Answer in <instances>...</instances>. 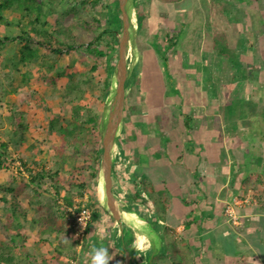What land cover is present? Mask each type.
Wrapping results in <instances>:
<instances>
[{
    "label": "crops",
    "instance_id": "crops-1",
    "mask_svg": "<svg viewBox=\"0 0 264 264\" xmlns=\"http://www.w3.org/2000/svg\"><path fill=\"white\" fill-rule=\"evenodd\" d=\"M195 4L185 0L171 7L163 0H135L132 21L140 51V36L149 39L139 58L167 66L164 72L173 90L163 77L161 92L153 94L151 75L145 73L140 88L130 83L136 66L129 72L122 122L112 149V194L123 216L116 219L98 203L92 210L99 217L82 239L75 264H91L92 250L101 247L109 249L110 264H264V85L247 79L245 67H234L258 90V110L235 117L231 105L253 106L254 101L233 98L220 104L217 80L209 75L206 59L216 52L222 37L209 34L219 35L222 26H229L238 36L232 23L239 25L240 19L232 16L222 24L214 20L217 14L209 6L204 11ZM138 14L143 18L140 28ZM195 17H200L197 25L191 21ZM186 28L199 35L195 42L196 35L193 40L188 31V43L193 41L195 50L181 53L176 34ZM238 40L244 46H231L232 54L249 47L241 36ZM195 57L200 64H193ZM136 86L142 94L131 98ZM206 86L212 88L209 95ZM145 232L155 237L152 247L137 252L132 244Z\"/></svg>",
    "mask_w": 264,
    "mask_h": 264
},
{
    "label": "trees",
    "instance_id": "trees-1",
    "mask_svg": "<svg viewBox=\"0 0 264 264\" xmlns=\"http://www.w3.org/2000/svg\"><path fill=\"white\" fill-rule=\"evenodd\" d=\"M64 1L66 0H0V25H11L10 20L4 17V12L8 10L21 17L19 21H14L17 27L22 26L23 20H27V27L22 30V35L0 36V51L7 42L21 43L18 55L13 57L10 68L15 70L19 66L28 67L40 58V50L46 49L55 57L72 51H84L97 60L96 63L91 61V71L97 72L102 64L106 73L104 80L97 83L92 77L84 81L80 78V72L62 69L57 64L44 63L26 72L16 70L21 73V86L27 85L33 76L43 70L46 74L55 73L57 77L49 80L54 85V93L60 91L56 82L66 78L67 83L62 87V110L70 117L61 119L60 115L50 116L49 135L58 137L60 145L53 144L45 152L41 151L39 144L32 143L29 149L33 155L25 157L21 154L20 165L16 167L15 174L10 166L15 164L11 154L18 151L26 141L25 133L30 127L29 116L35 115V107L41 105V100L27 105L26 109L21 108L20 104H11L5 113L6 121L0 114V173H9V186H0V202L3 204L0 206L1 229L9 235L6 238L0 234V264H75L79 259L82 238L69 219L68 209L78 207L76 198L83 197L86 189L91 188V182H97L99 178V166L104 150L99 135L102 113L90 105L80 103L85 93L81 86L83 81L86 85L100 86V99L102 102L107 100L111 91L113 70L119 60L117 50L118 34L123 31L122 11L119 0H113L115 8L105 5L103 10L106 12L101 11L100 18H97L98 13H93L92 8L101 0H73V4L68 6H64ZM163 1L173 7L174 4L185 0ZM67 17H71L72 22L65 28L59 19ZM137 18L140 28L143 18L139 14ZM228 33L233 37L224 42L218 40L217 46L221 56H227L236 63L238 57L230 54L228 47H243L244 43L237 41L239 36L235 31L228 30ZM0 63H3V60ZM13 73L11 75H14ZM13 79L15 80V77ZM128 87L126 83V89ZM11 92L18 93V88L7 91L0 86V108H3L1 98L4 99L5 95L12 94ZM45 94L43 93L42 98L46 101L48 97ZM140 94L142 91L136 86L132 89L131 98ZM42 104L45 108V103ZM44 152L49 159L38 156ZM81 161L83 164L78 165ZM68 164L72 167H68ZM23 169L29 174L28 177H25ZM63 175L72 181H67ZM79 175L83 177V181L74 182V179L78 180ZM20 196L27 198V207L19 200ZM31 212L33 215L29 216ZM98 217L99 213L93 211L92 222L86 232L91 230ZM31 241L34 247L37 246V249L41 250L40 255H37L35 248L27 247Z\"/></svg>",
    "mask_w": 264,
    "mask_h": 264
},
{
    "label": "rangeland",
    "instance_id": "rangeland-1",
    "mask_svg": "<svg viewBox=\"0 0 264 264\" xmlns=\"http://www.w3.org/2000/svg\"><path fill=\"white\" fill-rule=\"evenodd\" d=\"M80 1V0H79ZM142 0H136V2L141 3ZM195 5L197 7H201L204 9H208V6L210 8L211 13L217 14V17L214 19L216 21H219V23H227L229 18L240 19L239 25H236V23H232V29H236L238 31V36H241V38L244 39L246 42L245 44H248V48H245L244 50L238 49L237 52L235 51L233 54H236L238 56V63L232 62L230 59H228L227 56H222L221 58L219 56H214L215 53L220 54V50L217 49L216 52L210 54L207 56V63L206 65L210 67V73L211 78L214 77L216 78V95L219 97L221 95V102L220 104H224L225 102L231 100L234 98L235 100L239 99H244L247 102L248 101L251 103V101H254L253 106L251 105H241L239 104L237 107L236 105H231V111L235 112L234 116L238 117L241 116L243 113H256L258 110V104H257V99L259 98L258 94H255V92H258V90H255V88L252 86V84H248V80H245V78H240V75L236 73V68L234 67H245L244 72H246L247 79H256L260 84L264 85V0H251L253 6L250 7L247 4L246 0H218V3L216 2L217 0H194ZM216 2V3H214ZM90 3V2H89ZM73 4V0H66L64 1V6H68ZM247 4V6H246ZM108 5L110 8L114 9L115 5L113 3V0H101L99 4L95 5V8H92V6L89 4L88 7L89 9H94L92 10L93 13H98L97 18H100V12L103 11L106 12V10H103L104 6ZM131 18L134 16L135 12V0L132 1L131 4ZM231 14V15H230ZM260 15V16H259ZM85 16V14H84ZM238 16V17H236ZM4 17L5 19L10 20V24L7 25H0V36H6L8 34H11L13 36H20L22 35V30H24L27 27V20H23L22 26L17 27L16 24H14V21H19L21 17L17 13H12L11 11H5L4 12ZM86 18V16H85ZM212 17L210 15L208 16V20H210ZM194 20L196 21V25L198 21L200 20V17H195L192 18V22L194 23ZM263 21L261 23L260 21ZM60 24L63 25V27L67 28L71 22L72 18L67 17V18H60L59 19ZM187 21V20H186ZM233 22V21H232ZM136 24V23H135ZM57 28L56 26H54ZM181 25H179L177 28H180ZM229 26H222L223 28V33L221 32L219 35L215 33H219L216 31L215 33L210 32L207 33L211 35V37H216L220 38L222 37V42L227 40L228 38H232L233 36H230L228 33V28ZM209 28H212L209 26ZM208 28V30H209ZM193 32V40L195 38V42H197V36L199 34L194 33L192 29H184L182 34H179V31L177 32V40L179 41L178 43V52L182 53V50H192L193 47L195 46L193 41L191 43H188L190 40L191 34L188 33V31ZM212 30V29H211ZM225 30V32H224ZM207 31V30H206ZM129 35V50L127 52V63H128V72L132 71L134 69L135 73L133 74L134 77L131 76L130 83H137L140 88H144L142 86V82L145 80V73H148L151 75V80H149L148 84L152 85V89H154L153 94L155 93H160L161 92V87L162 85H165L169 90H173V86L170 82V78L167 76V72H164L167 68L165 66H162V64H158L156 66H153V64L150 63V61L142 62L141 58H139V55L144 52V50L149 47L147 44L149 43V39L145 40V36L142 35L140 36V39L138 40L139 45H142L141 51L137 44H135V39L133 42V35H134V29L133 27L131 28ZM77 33V32H75ZM225 33H228L229 35L226 36ZM120 36V35H119ZM236 39H234V42ZM207 42V41H206ZM170 45V43H169ZM217 46V44H215ZM21 47V43H12V42H7L6 46L0 51V61L3 60V63H0V86L7 91H12L14 88H18V93H13L12 94H6L2 93V95H5L6 97L4 99L1 98V104L3 105V108H0V114L3 115L4 120L6 121V112L8 111V108L10 107L11 104H20L21 108L27 107V105H30L34 101H40L41 100V105H38L35 107V115L34 116H29V129L25 133V137L27 138L24 143H22V147L18 149V151H15L11 154V158L15 161V164H11V170L13 173L17 174V169L16 167H19L20 161L19 157L21 154H23L25 157H30L33 155V152L29 149L32 143H37L40 145L41 151L47 152L49 149V146L54 145H60V139L55 136L49 135V118L52 115H60L61 119H69L70 115L66 114L62 110V104H63V97H62V87H64L67 83L66 78H61L59 79L56 83L58 86V91L57 93H54L53 87L54 85L50 83L49 80L55 79L57 77L55 73L53 74H46L45 71H41L37 73L35 76H33L32 80L24 86H21V73L16 72V70H21L22 72H26L29 70H34L36 66L38 65H43L46 63L47 65L49 64H57L58 67H61L62 69H71L72 72L78 71L80 72V77L84 81H88L91 77L95 80V82L103 81L104 78L106 77V73L104 71V67L102 64H100V69L97 72H92V62L96 63L97 60L93 59L88 55L86 52H77V51H72L70 53H66L63 56H53L50 51H47L46 49H41L40 53L41 56L40 58L33 64L29 65L26 68H23L22 66H19L18 69L13 70L10 68V63L16 55H18V50ZM102 47H105L102 45ZM118 46V54H119V48ZM151 49L156 50V47H153L151 45ZM208 47V46H207ZM230 48V46L228 47ZM195 50V49H193ZM148 54V53H147ZM231 54V51H230ZM170 55V52H169ZM221 56V55H220ZM237 58V57H236ZM83 61V62H81ZM92 61V62H91ZM104 61V60H103ZM178 62V60H175ZM193 64H200V60L195 57L193 58ZM118 63V62H117ZM136 63L138 65H136ZM117 65V64H116ZM143 65V66H142ZM176 65H178L176 63ZM39 67V66H38ZM165 69V70H164ZM14 72V75H11L12 72ZM115 70V69H114ZM113 70V72H114ZM85 75V76H84ZM132 75V74H131ZM239 76V77H238ZM15 77V80L13 79ZM163 77H166L163 79ZM79 77H77L78 79ZM12 79V80H11ZM76 79V80H77ZM140 80V82H139ZM82 82V88L84 90V95H83V101L80 102L84 105H90L97 110H100L101 113L103 114L104 109L106 107V100L102 102L100 99L101 97V90L100 86H93V85H86V83ZM165 81V82H164ZM178 85V80L176 79ZM94 82V83H95ZM251 83V82H250ZM96 84V83H95ZM148 89V86L146 87ZM207 90L208 87L206 86ZM260 89V88H258ZM144 90V89H143ZM207 92V95L212 92V88L209 89ZM61 92V93H59ZM43 93L48 97L45 101L43 99ZM148 93V90L145 92V94ZM147 95V94H146ZM217 97V98H218ZM220 99V97H219ZM240 101V100H239ZM42 102L45 103V108L43 107ZM24 109V110H25ZM70 112V111H68ZM250 119V118H246ZM253 119V118H252ZM250 119V120H252ZM250 120H244L245 122H248L249 124L252 123ZM260 120V119H259ZM240 122V121H239ZM231 123L228 122L226 127H229V124ZM261 124V123H260ZM239 125V123H238ZM233 126V124H232ZM235 127V126H233ZM237 130V129H236ZM99 135L101 136L102 140V135L99 130ZM39 153V157H47L49 159V156H46V153ZM11 160V159H10ZM72 164V163H71ZM82 161L78 163V165H82ZM74 166V165H73ZM68 167H72V165L68 164ZM164 170V169H161ZM25 177H28L29 174L22 170ZM156 172V171H155ZM168 172V170H164L163 173ZM89 173V172H88ZM88 173L86 175H88ZM162 173V171H160ZM162 173V174H163ZM158 174V173H157ZM168 174V173H167ZM8 175L9 173H0V186L1 187H8L9 186V181H8ZM63 177L67 181H72L68 176L63 175ZM78 180H73L74 182L80 183L83 181V177L81 175L78 176ZM19 180V179H18ZM18 183L20 182L17 181ZM99 178L96 181L91 182V188L86 189L84 192L83 197H77L76 198V203L78 204V207H81L82 205L89 204L91 209H96L98 208L97 206H100V202L98 197V187H99ZM1 197V195H0ZM19 200L22 201L23 205L27 207V198L24 196H20ZM99 203V204H98ZM3 204L0 202V206ZM102 206V205H101ZM103 207V206H102ZM101 207V208H102ZM33 215L31 212L29 216ZM1 223H0V234L8 238V233H3L1 229ZM30 244L27 245V247L30 248H35L37 255L41 254V250L37 249V246L34 247L32 241L29 242Z\"/></svg>",
    "mask_w": 264,
    "mask_h": 264
},
{
    "label": "water",
    "instance_id": "water-1",
    "mask_svg": "<svg viewBox=\"0 0 264 264\" xmlns=\"http://www.w3.org/2000/svg\"><path fill=\"white\" fill-rule=\"evenodd\" d=\"M133 0H119L120 9L123 13V31L118 34L120 50L119 60L112 76V87L106 100V107L102 114L99 130L102 135L103 155L99 166V182L102 183L105 200L99 199L103 209L116 219L123 216V212L116 205L112 194L111 173H112V149L118 128L122 122L124 103L126 95V82L129 75L127 63V52L129 50V35L132 28L131 4ZM136 31V25H135ZM120 35V36H119ZM135 32L133 35V42Z\"/></svg>",
    "mask_w": 264,
    "mask_h": 264
},
{
    "label": "clouds",
    "instance_id": "clouds-1",
    "mask_svg": "<svg viewBox=\"0 0 264 264\" xmlns=\"http://www.w3.org/2000/svg\"><path fill=\"white\" fill-rule=\"evenodd\" d=\"M154 239V235L147 232L138 234L132 244V249L137 252L147 251L152 247V240ZM112 260L113 258L110 257L108 248L101 247L92 250L91 264H110V261Z\"/></svg>",
    "mask_w": 264,
    "mask_h": 264
},
{
    "label": "built area",
    "instance_id": "built-area-1",
    "mask_svg": "<svg viewBox=\"0 0 264 264\" xmlns=\"http://www.w3.org/2000/svg\"><path fill=\"white\" fill-rule=\"evenodd\" d=\"M69 219L75 228V231L82 239L86 236V229L92 222V209L89 204L82 205L81 207H74L68 209Z\"/></svg>",
    "mask_w": 264,
    "mask_h": 264
},
{
    "label": "bare ground",
    "instance_id": "bare-ground-1",
    "mask_svg": "<svg viewBox=\"0 0 264 264\" xmlns=\"http://www.w3.org/2000/svg\"><path fill=\"white\" fill-rule=\"evenodd\" d=\"M132 20H133V17H132ZM132 27H133V24H132ZM131 33V32H130ZM99 189H98V197H99V199H101V200H103V198H104V200H105V196H104V191H103V185H102V183H100L99 184V187H98ZM116 201V200H115ZM116 205H117V207L119 208V204H118V202L116 201Z\"/></svg>",
    "mask_w": 264,
    "mask_h": 264
}]
</instances>
